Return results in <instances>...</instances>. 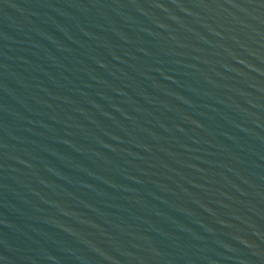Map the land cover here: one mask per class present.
I'll return each instance as SVG.
<instances>
[{
    "label": "water",
    "instance_id": "95a60500",
    "mask_svg": "<svg viewBox=\"0 0 264 264\" xmlns=\"http://www.w3.org/2000/svg\"><path fill=\"white\" fill-rule=\"evenodd\" d=\"M0 264H264V0H0Z\"/></svg>",
    "mask_w": 264,
    "mask_h": 264
}]
</instances>
